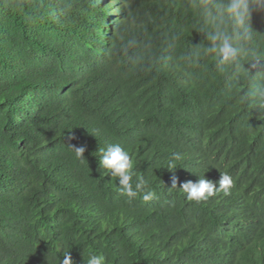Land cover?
<instances>
[{
	"label": "trees",
	"instance_id": "16d2710c",
	"mask_svg": "<svg viewBox=\"0 0 264 264\" xmlns=\"http://www.w3.org/2000/svg\"><path fill=\"white\" fill-rule=\"evenodd\" d=\"M200 3L0 0V264H264V16L219 65ZM108 144L146 181L131 200ZM220 172L227 195L179 188Z\"/></svg>",
	"mask_w": 264,
	"mask_h": 264
},
{
	"label": "clouds",
	"instance_id": "9594fccd",
	"mask_svg": "<svg viewBox=\"0 0 264 264\" xmlns=\"http://www.w3.org/2000/svg\"><path fill=\"white\" fill-rule=\"evenodd\" d=\"M198 7L207 29L205 37L209 43L206 52L213 55L219 65L237 63L248 52L246 43L252 38L253 16H264V0H201ZM260 99H264V93ZM69 147L74 150L76 158H84L85 147ZM98 152L100 155L97 170H106L107 176L118 178L121 195L130 200L135 198L144 189L146 181L142 176L134 179L132 159L128 151L119 144H108L100 147ZM181 159L180 153H173L168 161V169H174L175 162ZM178 183V178L173 177L172 188L177 187ZM232 185V177L226 172H220L218 181L200 177L195 182H183L179 188L186 194L187 200L202 202L218 191L227 195ZM154 196L155 193L146 192L142 198L148 201ZM59 264H73L72 250L62 254ZM84 264H104V258L94 253L89 254Z\"/></svg>",
	"mask_w": 264,
	"mask_h": 264
}]
</instances>
